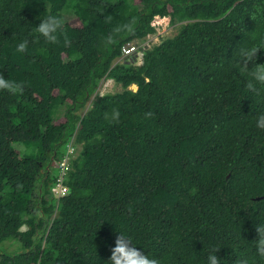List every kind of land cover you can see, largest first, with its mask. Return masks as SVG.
Instances as JSON below:
<instances>
[{
	"label": "trees",
	"instance_id": "trees-1",
	"mask_svg": "<svg viewBox=\"0 0 264 264\" xmlns=\"http://www.w3.org/2000/svg\"><path fill=\"white\" fill-rule=\"evenodd\" d=\"M256 3L264 0H0V73L24 86L0 92V264H106L119 233L161 264H207L212 248L221 264L256 256L264 90L248 91L236 63L240 46L264 38V21L249 17ZM49 14L64 20L60 42H31ZM166 18L174 36L138 62L124 57ZM131 21V34L104 43ZM102 80L121 91L97 94ZM69 146L79 150L56 198Z\"/></svg>",
	"mask_w": 264,
	"mask_h": 264
},
{
	"label": "clouds",
	"instance_id": "clouds-1",
	"mask_svg": "<svg viewBox=\"0 0 264 264\" xmlns=\"http://www.w3.org/2000/svg\"><path fill=\"white\" fill-rule=\"evenodd\" d=\"M249 17L255 24L264 21V3L254 4L249 13ZM107 19L108 18H106V22ZM39 21L38 26L34 27V32L37 36L35 40L31 42L34 43L40 38H43L44 41L49 44L59 43L60 36L58 33H61L63 28V18L49 14ZM133 24L134 21H131L116 26L107 37L104 38V43L106 45H112L121 34H131L134 31ZM250 38L253 40L256 39L255 31L250 33ZM29 44V39H24L15 46V51L17 53H25L29 48ZM69 44V38L64 35V45L68 46ZM262 49H264V38H260L257 42L252 43L251 46H240L237 49L238 59L236 63L239 70L242 73H247L250 77L246 84V89L257 95L264 90V64L256 63L258 53ZM250 63L252 64L251 68H249ZM0 92H7L12 95H22L24 92V86L22 83H18L14 80L5 79L3 74L0 73ZM152 115L151 112H148L146 117L150 118ZM118 116L119 113L114 111L113 118L118 119ZM256 127L260 130H264V114H261L256 118ZM255 232L256 238L252 243L255 245L256 256L251 259L247 257L240 258L235 261V264H264V224L256 225ZM219 251L220 248H212L210 250L207 255V264H221V259L217 256ZM106 264H161V261L155 257H149L141 249L134 246L129 237L123 233H119L115 240V247L111 249V256Z\"/></svg>",
	"mask_w": 264,
	"mask_h": 264
},
{
	"label": "rangeland",
	"instance_id": "rangeland-1",
	"mask_svg": "<svg viewBox=\"0 0 264 264\" xmlns=\"http://www.w3.org/2000/svg\"><path fill=\"white\" fill-rule=\"evenodd\" d=\"M177 29L178 26H171L169 23H161L157 28H156V33L154 35L149 36L148 38L144 39L143 44H148L150 46H153L157 43H159L162 39L165 38H169L174 36L177 33ZM151 43V44H150ZM142 48L137 50V58H134L132 60H129L131 62H133L135 60V62H138L139 59L141 58L142 55ZM128 61V59H127ZM131 89L133 91L136 90V87H131ZM121 91V87L120 85H116L114 82H112L111 80H102L101 83L99 84V87L96 91V93L98 94H106V93H116ZM90 103V100L87 102L86 104V108L88 107ZM62 113V110L60 109L59 114ZM1 246H3V244H1ZM20 245L18 243H10L9 245H7V249L10 251H14L19 249Z\"/></svg>",
	"mask_w": 264,
	"mask_h": 264
},
{
	"label": "bare ground",
	"instance_id": "bare-ground-1",
	"mask_svg": "<svg viewBox=\"0 0 264 264\" xmlns=\"http://www.w3.org/2000/svg\"><path fill=\"white\" fill-rule=\"evenodd\" d=\"M161 23H169V20L168 18L166 19H163L161 21H158V22H155L154 23V27H158ZM170 24V23H169ZM156 33V32H155ZM154 33V34H155ZM153 34V35H154ZM151 36V35H150ZM149 37V36H148ZM147 37V38H148ZM151 44V43H150ZM150 45L148 44H143V43H130V44H127L126 46L123 47L122 51H123V55L124 57H128L130 55H133V54H137V50L142 48V49H147L149 48ZM131 87H136L135 85H132L130 86L129 89H131ZM132 90V89H131ZM136 91V90H135ZM79 150V148H76V150H74V148H72L71 146L68 147V150L65 154V157L63 158L62 161H60L59 163V173H58V176L56 178V181H55V184H54V187L52 189V193L53 195L56 197V198H60L64 195V193L66 192V188L64 187L63 185V180H64V177H65V174L68 170V164H67V161L70 159V158H73L77 151Z\"/></svg>",
	"mask_w": 264,
	"mask_h": 264
}]
</instances>
